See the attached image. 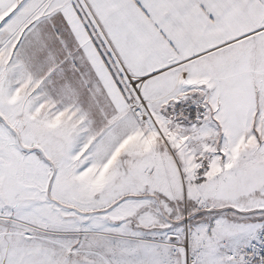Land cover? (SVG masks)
I'll list each match as a JSON object with an SVG mask.
<instances>
[{"label":"snow or ice","instance_id":"6c2138e0","mask_svg":"<svg viewBox=\"0 0 264 264\" xmlns=\"http://www.w3.org/2000/svg\"><path fill=\"white\" fill-rule=\"evenodd\" d=\"M0 264H264V0H0Z\"/></svg>","mask_w":264,"mask_h":264}]
</instances>
